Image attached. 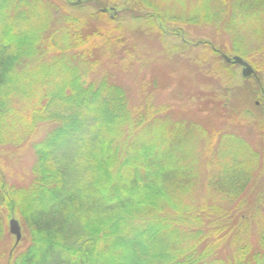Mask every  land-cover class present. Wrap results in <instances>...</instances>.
Listing matches in <instances>:
<instances>
[{
  "label": "trees",
  "instance_id": "obj_1",
  "mask_svg": "<svg viewBox=\"0 0 264 264\" xmlns=\"http://www.w3.org/2000/svg\"><path fill=\"white\" fill-rule=\"evenodd\" d=\"M71 1L62 7H77ZM168 1L180 12L170 16ZM106 2L113 5L98 15L111 22L132 5L149 10L160 31L166 16L177 26H214L230 37V50L203 44L261 73L253 57L264 55V0ZM61 3L0 0V147L51 125L33 144L27 187L0 175V243L11 217L29 230L28 246H11L1 263L264 264V224L254 246L246 224L264 206V147L169 113L148 93L133 110L106 77L85 83L72 62L94 44L78 18L60 13ZM257 175L260 191L249 198ZM224 249L228 257L220 256Z\"/></svg>",
  "mask_w": 264,
  "mask_h": 264
},
{
  "label": "rangeland",
  "instance_id": "obj_2",
  "mask_svg": "<svg viewBox=\"0 0 264 264\" xmlns=\"http://www.w3.org/2000/svg\"><path fill=\"white\" fill-rule=\"evenodd\" d=\"M50 2L58 5L64 0ZM71 2L77 7L63 8L61 3L60 13L64 11V15L78 18L83 25L82 33L89 36L94 44L89 53H86V48L80 50V55L83 54L80 63L72 62L79 64L85 83L106 77L123 88L133 110L148 93L152 96V104L168 106L169 113L188 117L207 130L238 136L257 151L264 147V94L257 86L259 82L264 85V55L256 53L253 57L261 73L254 72L255 77L243 78L239 66L232 65L226 70L222 58L204 45H212L215 50H230L232 40L214 26H177L169 23L170 18L166 16L161 32L155 28V21L150 22L148 15L151 12L145 8L126 5L127 11L115 14L111 22L108 20L110 14L108 17L98 15V11L104 12L105 8L113 5L106 0ZM167 8L170 9L167 10L170 16L172 11L180 10L174 1H168L163 6V9ZM94 30L98 31L99 37L91 36ZM177 30L181 34L176 33ZM50 129V124L39 123L34 134L22 143L0 147V175L5 183L16 188H25L30 184L35 163L33 144L43 139ZM262 179L258 175L254 177L247 197L258 195ZM251 200L248 199L249 202ZM263 207L259 202L250 220H243L249 224L248 242L252 246L256 245L259 227L264 224ZM5 216V212L0 213L1 219ZM14 218L21 228V240L15 244L14 237L8 233V219L5 223L7 234L0 243L3 255L0 264H3L1 261L7 257L11 246H18L17 252H20L29 244L28 227L19 217ZM75 229L68 225V231L76 232ZM229 255L226 249L220 254L221 257Z\"/></svg>",
  "mask_w": 264,
  "mask_h": 264
},
{
  "label": "water",
  "instance_id": "obj_3",
  "mask_svg": "<svg viewBox=\"0 0 264 264\" xmlns=\"http://www.w3.org/2000/svg\"><path fill=\"white\" fill-rule=\"evenodd\" d=\"M76 2L78 3L79 0H77ZM221 58L227 64H233V65L239 66L241 68V76L243 78H248L250 76L255 77V74H254V71L252 70V68L245 61H243L241 58L236 57V56L228 57L225 55H221ZM8 233L14 237L15 244H18L20 242V240H21V228H20L18 222L16 221V219L14 217H11L8 221Z\"/></svg>",
  "mask_w": 264,
  "mask_h": 264
}]
</instances>
